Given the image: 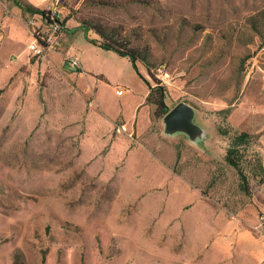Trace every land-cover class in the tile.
<instances>
[{
  "label": "rangeland",
  "instance_id": "1",
  "mask_svg": "<svg viewBox=\"0 0 264 264\" xmlns=\"http://www.w3.org/2000/svg\"><path fill=\"white\" fill-rule=\"evenodd\" d=\"M19 1L64 24L34 56L40 15L0 0V264H264V179L245 194L224 157L246 131L264 166V0ZM81 18L120 25L141 75L94 51ZM78 47L109 81L68 67ZM142 76L195 107L204 145L163 133ZM95 224L104 250L83 235Z\"/></svg>",
  "mask_w": 264,
  "mask_h": 264
},
{
  "label": "trees",
  "instance_id": "2",
  "mask_svg": "<svg viewBox=\"0 0 264 264\" xmlns=\"http://www.w3.org/2000/svg\"><path fill=\"white\" fill-rule=\"evenodd\" d=\"M91 1L98 4L113 3L111 0ZM14 2L23 11L29 13H38L43 17H46L49 12L30 4L21 3L19 0H14ZM125 2H140L150 4V0H125ZM63 24L64 22H62V25ZM253 25L254 29L258 33H261L259 27L254 22ZM79 28L84 31L85 38L91 43L98 45L104 50L113 51L120 57L127 58L131 62L134 69L141 75L137 66V60L141 58L138 47L132 45L131 37L128 34L122 33V28L120 25L103 23L95 18H81L79 20ZM88 31L95 32L99 36V39L89 38ZM142 77L145 79L149 87L146 101L149 103H155L160 109L161 114L164 115L170 109V107L165 102L166 92L164 86L158 82H156L155 85H152L144 76ZM249 136L250 134L246 131L236 134L231 140L230 145L227 147L224 155L225 161L236 170L239 176L240 189L247 195L251 194L250 175L254 178L259 177L260 181H263L264 179V166L261 157L257 153L248 155L245 150V145ZM82 232L83 235L87 237L86 239L89 242V245L93 242V240L95 241L96 237L100 250H104L105 246L110 241L109 233L101 224H95L94 226L83 228ZM83 252V256L85 257L86 252ZM43 261L42 264H44ZM11 264H27L20 250L14 251ZM84 264H87L86 259H84Z\"/></svg>",
  "mask_w": 264,
  "mask_h": 264
},
{
  "label": "water",
  "instance_id": "3",
  "mask_svg": "<svg viewBox=\"0 0 264 264\" xmlns=\"http://www.w3.org/2000/svg\"><path fill=\"white\" fill-rule=\"evenodd\" d=\"M162 120L164 134L174 136L181 133L196 145H203L209 135L206 126L197 121L195 107L186 101L174 104L163 115Z\"/></svg>",
  "mask_w": 264,
  "mask_h": 264
},
{
  "label": "built area",
  "instance_id": "4",
  "mask_svg": "<svg viewBox=\"0 0 264 264\" xmlns=\"http://www.w3.org/2000/svg\"><path fill=\"white\" fill-rule=\"evenodd\" d=\"M40 15V14H39ZM41 24L35 29V35L29 43V50L34 56H40L45 48L57 42L58 32L62 26V18L55 10H50L46 17L40 15ZM67 65L72 70L81 67V62L76 55L69 56ZM121 90H117L120 93Z\"/></svg>",
  "mask_w": 264,
  "mask_h": 264
},
{
  "label": "crops",
  "instance_id": "5",
  "mask_svg": "<svg viewBox=\"0 0 264 264\" xmlns=\"http://www.w3.org/2000/svg\"><path fill=\"white\" fill-rule=\"evenodd\" d=\"M82 30V29H81ZM84 38H85V34H84ZM86 39V38H85ZM86 41H87V43L88 44H90V45H92V49L94 50V51H96V52H98V49H102V48H100L98 45H96V44H93V43H91L90 41H88L87 39H86ZM96 46L98 47L97 49H96ZM79 48V51H78V53H79V59H80V62H81V68L84 70V71H87V72H90V73H96V74H99V75H102L105 79H107L108 81L111 79V77H110V74L104 69V68H102V67H100L99 65H97V64H95L94 63V60H91V61H86L85 59H84V57L81 55V52H80V47H78ZM107 51H110V50H107ZM77 53V54H78ZM118 55V54H117ZM119 56V55H118ZM120 57V56H119ZM121 58H124L125 60H126V63H128V59L127 58H125V57H121ZM130 62V61H129ZM80 68V69H81ZM148 92H149V90H147L146 92H145V95H147L148 94ZM208 138V137H207ZM207 140V139H206ZM206 140L204 141V143L206 142ZM204 143H203V145H204ZM12 262V261H11Z\"/></svg>",
  "mask_w": 264,
  "mask_h": 264
}]
</instances>
